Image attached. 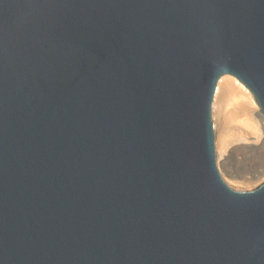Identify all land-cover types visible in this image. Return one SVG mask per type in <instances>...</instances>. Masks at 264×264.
Listing matches in <instances>:
<instances>
[{
	"label": "water",
	"instance_id": "water-1",
	"mask_svg": "<svg viewBox=\"0 0 264 264\" xmlns=\"http://www.w3.org/2000/svg\"><path fill=\"white\" fill-rule=\"evenodd\" d=\"M224 78L264 119V0H0V264H264Z\"/></svg>",
	"mask_w": 264,
	"mask_h": 264
},
{
	"label": "bare ground",
	"instance_id": "bare-ground-1",
	"mask_svg": "<svg viewBox=\"0 0 264 264\" xmlns=\"http://www.w3.org/2000/svg\"><path fill=\"white\" fill-rule=\"evenodd\" d=\"M227 100H230L234 106V111L232 112V118L234 119L228 128L222 126L221 117L223 113L222 105ZM211 112L213 133H215L217 138V145L215 146L214 144L216 147V167L221 178L229 187L234 188L236 191H249L255 188L264 179V158L261 157L263 161L258 159L251 162L250 165H246L245 169H241V166H238L239 168L234 166L236 163L233 162L235 163L233 164L230 158L235 155V152H240L241 155L247 156L251 151L254 153L259 146L264 145V119L258 106L243 85L221 79L216 85ZM230 131L233 134L230 135ZM244 133H251L253 137H246ZM231 159L233 160V158ZM235 160L234 158L233 161ZM241 161L239 160L238 163ZM259 170L262 171V175L254 182V175Z\"/></svg>",
	"mask_w": 264,
	"mask_h": 264
},
{
	"label": "rangeland",
	"instance_id": "rangeland-1",
	"mask_svg": "<svg viewBox=\"0 0 264 264\" xmlns=\"http://www.w3.org/2000/svg\"><path fill=\"white\" fill-rule=\"evenodd\" d=\"M225 80H229L230 82H233L234 83V78H224ZM223 79V80H224ZM224 106V107H223ZM222 110H223V113H222V126H226L227 128L228 127H230L231 126V123L233 122V119L234 118H232V112L234 111V106L232 105V102L230 101V100H227L225 103H224V105H222ZM211 115H212V112H211ZM212 125H213V118H212ZM230 135L231 134H233V132H231L230 131V133H229ZM245 134V133H244ZM245 136L246 137H253V135L251 134V133H249V134H245ZM214 144H215V146L217 145V138L215 137V133H214ZM215 149H216V147H215ZM235 155L232 157L231 156V158H233V160H234V158L236 159L235 161H233L231 158H230V161L233 163V162H235V163H233V164H235L234 166H236V167H240L241 169H245V167H246V165H250L251 164V162H254V161H256V160H258V159H261L262 161H263V159L262 158H264V145H261V147L259 146L258 148H257V150H256V152H250L247 156L245 155V156H243V155H241L240 154V152H235L234 153ZM241 155V156H240ZM261 155H263V156H261ZM236 156V157H235ZM239 156H240V158H239ZM258 157H260V158H258ZM262 157V158H261ZM238 160V161H237ZM239 160L241 161L240 163H238L239 162ZM237 161V162H236ZM243 162V163H242ZM250 162V163H249ZM243 164H244V167H243ZM238 167V168H239ZM262 171L261 170H259V172L257 173V174H255L254 175V182H256V180L259 178V177H261V175H262V173H261ZM261 173V174H260ZM264 180V179H263ZM262 180V181H263ZM262 181H260V183L258 184V185H260L261 183H262ZM257 185V186H258ZM256 186V187H257ZM255 187V188H256ZM231 188V187H230ZM232 189H234V188H232ZM254 189V188H253ZM235 190V189H234ZM252 190V189H251ZM250 191V190H249Z\"/></svg>",
	"mask_w": 264,
	"mask_h": 264
}]
</instances>
